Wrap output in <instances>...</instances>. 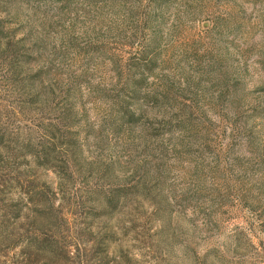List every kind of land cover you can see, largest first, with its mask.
Returning a JSON list of instances; mask_svg holds the SVG:
<instances>
[{
    "label": "rangeland",
    "instance_id": "rangeland-1",
    "mask_svg": "<svg viewBox=\"0 0 264 264\" xmlns=\"http://www.w3.org/2000/svg\"><path fill=\"white\" fill-rule=\"evenodd\" d=\"M8 6L0 16L6 32L26 39L31 66L58 97L40 113L29 98L18 114L19 99L3 95L0 124L36 141L49 122L66 131L74 103L87 111L74 129L85 170L118 159L121 182L144 185L135 168H159L151 193L130 191L109 222L118 241L106 258L95 245L93 264H264V0ZM126 80L125 96L140 90L138 102L124 99L140 120L118 133L109 116ZM18 253L0 250V264H16Z\"/></svg>",
    "mask_w": 264,
    "mask_h": 264
},
{
    "label": "trees",
    "instance_id": "trees-1",
    "mask_svg": "<svg viewBox=\"0 0 264 264\" xmlns=\"http://www.w3.org/2000/svg\"><path fill=\"white\" fill-rule=\"evenodd\" d=\"M14 1L0 0V16L9 15L8 5ZM6 29L0 19V101L3 95L5 99H19V105L13 109L23 114L32 98L31 103L40 113L44 106L55 103L57 92L49 91L43 71L31 66L26 39L16 40L15 32L9 31L12 32L9 34ZM128 82L126 80L125 88L116 93L111 104L109 120L118 133L127 131L140 120L135 109L125 106L124 99L138 102L136 98L140 93L138 87L131 88L130 94L125 96L127 90H124L130 89ZM75 106L74 103L67 106L71 107L67 112L72 120L64 125L66 131L49 122L36 141L30 135L12 136L7 124H0V250L19 252L16 264H93L91 252L101 255L95 245L104 247L100 252L105 251L102 254L106 258L112 244L118 241V230L109 222L132 197L130 191L135 195L133 189L141 187L151 193L148 182L160 179L159 168L154 171L140 164L133 172L142 174L140 179L144 180V185L140 180L132 185L123 184L121 172L117 174L114 169L115 162L120 164L119 160L112 158L102 161L99 168L85 170L79 161L81 147L74 129L87 111L84 108L75 111ZM39 172L53 174L54 178L41 181ZM88 178L96 179V184L88 188L78 184ZM86 235L94 240H85ZM95 264H104L103 259ZM111 264L121 262L112 260Z\"/></svg>",
    "mask_w": 264,
    "mask_h": 264
}]
</instances>
